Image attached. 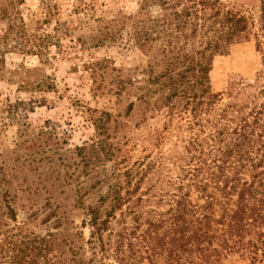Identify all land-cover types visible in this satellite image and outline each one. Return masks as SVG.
I'll return each instance as SVG.
<instances>
[{"label": "trees", "instance_id": "obj_1", "mask_svg": "<svg viewBox=\"0 0 264 264\" xmlns=\"http://www.w3.org/2000/svg\"><path fill=\"white\" fill-rule=\"evenodd\" d=\"M253 1L254 8L241 12L219 0H136L127 13L109 8L112 0H38L33 10L23 8L24 0H0L3 126L27 127L24 117L12 116L18 93L56 92L43 69L54 59L49 47L60 46L56 32L80 28L82 16L94 23L88 28L92 43L69 40L68 48L115 47L145 58L140 69L125 72L110 56L82 63L92 96L122 102L125 117L135 112L145 122L158 116L155 141L172 139L164 154L107 174V162L120 152L110 139L125 123L117 114L110 133L109 113L92 116L93 109L85 118L91 138L75 148L88 190L105 187L83 208L79 228L87 237L34 236L17 249L15 263L28 257L43 264H215L235 256L264 264V0ZM63 14L68 21H60ZM243 43L258 56L256 82L230 84L221 106V94L210 86L213 59ZM11 54L34 57L39 65L7 67L5 55ZM53 217L57 229L60 219Z\"/></svg>", "mask_w": 264, "mask_h": 264}, {"label": "rangeland", "instance_id": "obj_2", "mask_svg": "<svg viewBox=\"0 0 264 264\" xmlns=\"http://www.w3.org/2000/svg\"><path fill=\"white\" fill-rule=\"evenodd\" d=\"M24 1L23 8L29 10H33L38 3V0ZM135 1L112 0L108 6L112 9L122 8L123 12L128 13L135 8ZM219 1L241 12L255 7L253 0ZM78 20L80 28L56 32L60 46L49 47V54L54 59L43 69L54 83L56 92L32 96L18 93L19 103L13 108L12 116L24 117L27 127L19 129L15 122L3 126L0 119V264H17L14 261L20 254L17 249L37 235L58 232L59 239L69 238L73 242L78 241L76 236L71 237L75 232H80L84 239L87 237V229L79 228L83 208L93 204L105 187L88 190L89 182L81 173L75 148L88 143L91 138L92 128L86 124L89 122L85 118L93 109L96 112H92V116H97L100 111L109 113L110 133L112 119L117 114L125 123L120 133L110 139V142L117 144L120 152L116 153L114 161L107 162V174L112 168L123 170L142 157L153 156L157 152L164 154L172 143V139L164 140L166 142L161 144L155 141L154 131L161 129V118L158 116L145 122L135 112L125 117L122 116V102L113 103L109 95L100 98L92 96L88 73L82 71V63L91 58L110 56L113 59L112 66L125 72L134 67L140 69L145 58L136 51L118 50L115 47L87 48L75 52L67 47L69 40L73 42L79 39L82 44L90 46L92 33L88 28L94 26L92 20L85 17L79 16ZM60 21L68 19L63 14ZM53 23L47 27L48 31H51ZM18 63L28 68L39 65L34 57L22 59L15 54L5 55L7 67ZM259 68L258 56L251 43L235 45L227 55L215 57L209 74L210 86L213 92L221 94V106L228 101L223 92L229 85L236 87L237 84L255 83ZM1 90H4L3 85H0ZM7 99V103L12 104L15 96L9 95ZM171 131L175 132L173 129ZM120 135L128 138L124 140ZM84 190L87 192L82 194ZM78 200L80 205H77ZM9 211H12L14 219L10 218ZM51 211L54 214L43 221ZM53 216L60 219L57 229L52 228L55 222ZM53 254L49 252L47 258ZM28 259L26 257L22 264H43L42 259L35 263H29ZM215 264L248 263L235 256H228Z\"/></svg>", "mask_w": 264, "mask_h": 264}]
</instances>
